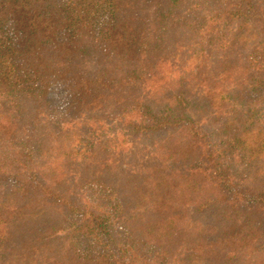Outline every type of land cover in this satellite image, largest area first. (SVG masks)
Wrapping results in <instances>:
<instances>
[{"label": "trees", "instance_id": "1", "mask_svg": "<svg viewBox=\"0 0 264 264\" xmlns=\"http://www.w3.org/2000/svg\"><path fill=\"white\" fill-rule=\"evenodd\" d=\"M0 264H264V0H0Z\"/></svg>", "mask_w": 264, "mask_h": 264}, {"label": "rangeland", "instance_id": "2", "mask_svg": "<svg viewBox=\"0 0 264 264\" xmlns=\"http://www.w3.org/2000/svg\"><path fill=\"white\" fill-rule=\"evenodd\" d=\"M190 39H191V37L190 38L188 37V40H186L185 38H181V41L183 43H179L178 44L179 46L177 47V51L175 52L176 53V63L180 64L179 63L180 62V59H181L180 57H182V53L184 51H186V49L184 50V47L185 48L189 47ZM85 66H86V68H85L86 70L85 71L87 72V74H89L87 77L94 79L97 76V67H96V64H94V62L86 61ZM104 107H106L105 106V103L103 104V108ZM101 108L102 107H99L100 110H98L96 113H93L92 110H90V109L85 110L84 113L80 112L81 113V117L78 118L79 120H77L76 122H74V125L80 126V124H81L82 129H85L84 122H85V120H86V122H88L87 115H89V114H94L93 119L96 118L95 115H99V114L102 115V119H101L102 122H100V123L103 124L105 122V120L109 117L110 111H107L108 112V114H107V112L102 111L103 108L102 109ZM103 114H104V116H103ZM93 119H91V121ZM65 123H68V121L65 120ZM92 123L93 124H90V125H94V127H95V124H94L93 121H92ZM104 125L105 126H104L103 129H97V131H96V133H100V137L102 136V134H103V137H104V135L107 136V135L110 134V130H109L110 129V124L109 123H104ZM9 155H10V156H8L9 158H7L6 160L8 162H12V163H10L8 165L14 166L15 165V155H13L11 153H9ZM4 160H5V158H4Z\"/></svg>", "mask_w": 264, "mask_h": 264}]
</instances>
